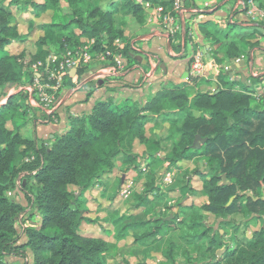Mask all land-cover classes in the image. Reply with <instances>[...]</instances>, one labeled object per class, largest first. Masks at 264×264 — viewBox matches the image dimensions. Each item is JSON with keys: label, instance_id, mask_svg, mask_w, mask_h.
<instances>
[{"label": "trees", "instance_id": "trees-1", "mask_svg": "<svg viewBox=\"0 0 264 264\" xmlns=\"http://www.w3.org/2000/svg\"><path fill=\"white\" fill-rule=\"evenodd\" d=\"M144 1L152 5L159 3V0ZM55 2L50 0L52 4ZM67 2L72 6V18L59 28L64 30L71 24L77 25L84 38L94 40L91 53L110 49L112 40L121 37L113 27L111 13L98 8L84 11L79 0ZM169 3L173 4V0ZM11 4L17 2L12 0ZM128 5L134 14L141 11L131 0ZM34 8L44 11L47 6L34 5ZM10 18L9 11L0 7V51L10 42L21 40ZM88 18L97 20L88 22ZM57 42L62 55L66 48L83 45L71 43L65 36H58ZM37 44L44 46L46 41L41 39ZM238 51L236 44L226 48L228 55ZM48 54L42 50L30 62L45 63ZM123 54L127 59L130 57L128 49ZM22 59L0 58V88L6 84L20 85L22 77L30 81L31 72H23ZM85 71V67H79L77 74L80 76ZM223 77L218 75L220 80ZM65 79L69 80V76ZM243 91H235L232 86L215 92L203 91L190 108L185 89L179 87L157 92L144 107L131 103L118 109L112 107L109 100H102L95 103L87 117H71L68 130L45 143L23 139L6 129L7 115L17 113L20 108L9 98L0 108V264H9L5 258L10 256L24 258L27 252L33 264H105L104 255L124 240L128 230L151 227L148 221L123 225L115 232L114 243L84 237L79 233L84 218L77 194L71 188L83 194L97 179L111 173L120 155L123 164L137 167L132 154L134 142L148 143L144 126L152 120L150 115L170 110L185 112V115L173 116L170 120L179 140L171 156L164 161L172 166L205 158L204 171L194 170L203 180L202 191L207 198V203L200 207L202 215L227 218L245 213L253 221H262V226L248 242L236 244L223 258L213 257L210 264H264V107L254 102L247 84L243 85ZM18 95L23 96V93ZM23 106L28 109L26 103ZM181 120L180 127H176ZM197 137L206 139L199 150L192 147ZM26 158L32 160L25 162ZM18 177L24 178L27 200L40 215L39 228L25 227V241L20 244L16 221L22 218L25 209L7 196ZM148 188L155 189L153 180ZM192 208L183 207L168 222L155 220L157 225L143 232L135 243L145 246L149 238L164 229L162 225L166 231L176 230L178 217L188 216ZM222 243L219 241L218 245ZM162 256L166 262L175 264L171 252H163Z\"/></svg>", "mask_w": 264, "mask_h": 264}, {"label": "crops", "instance_id": "crops-1", "mask_svg": "<svg viewBox=\"0 0 264 264\" xmlns=\"http://www.w3.org/2000/svg\"><path fill=\"white\" fill-rule=\"evenodd\" d=\"M11 1L0 0V7L11 14L10 24L16 28L21 40L12 41L4 46L0 51V58L23 57L22 60L31 61L34 55L45 50L49 53L45 63L50 64L52 59H58L62 55L57 42L58 36L69 38L71 43L86 44L89 41L82 36L75 24L64 30L59 28L72 18V6L67 0H56L54 4L50 3V0H14L17 2L16 5H12ZM79 1L82 2L84 11L98 8L112 14L113 27L121 33V37L112 40L111 48H122L123 53L128 49L130 57L126 58L125 70L117 75H107L104 72V65L92 62L85 66L86 80H81L78 74L74 76L71 71L69 80H66L67 86L60 93L59 109L52 116H46L36 110L35 117L30 119L33 121L26 129L31 128L33 137H27L24 126H19L23 118L20 109H18L19 113L17 111L14 114L18 116L17 118L6 119L5 127L8 131L18 133L23 139L37 142H44L41 133H47V141H51L55 136L68 130L71 117H87L97 102L109 100L111 106L118 109L131 103L144 107L157 92L174 87L185 89L189 108L200 92H215L230 86L235 91L244 92V84H247L252 97L257 93L261 97L259 102L264 100V24L252 22L246 17L247 0H183L179 11H174L173 4L169 3L170 0H159L155 5L144 0H131L141 8L138 14H134L129 7L130 0ZM253 1L256 8L264 10L260 5V3L264 4L263 0ZM143 3H147L149 7H144ZM34 5H46L47 8L38 11L35 10ZM165 15L174 17L170 29L164 27ZM83 17L86 19V14ZM96 20L97 18H88V22ZM41 39L46 41L44 46L37 44ZM107 40L105 36V44ZM231 44H236L239 51L228 55L226 48ZM197 58L202 64V73L195 77L192 74V67ZM234 66L236 69L232 72ZM23 70L27 73L25 66ZM219 74L224 75L221 80L218 78ZM9 85L13 88L19 86V84ZM18 94L19 92H15L8 95L6 100L0 98V108L9 98H13L14 105H18L15 101L19 97ZM259 102L256 100L255 103L259 104ZM183 115L185 112L177 110L150 115L152 120L144 126L148 143L140 144L135 141L132 154L136 158L143 157L146 161L150 160L158 164L163 161L170 167L164 158L171 156V151L179 140V134L172 131L170 120L173 116L179 118ZM8 123L12 129L8 128L10 126ZM181 124L182 120L176 127H180ZM205 141L206 139L197 137L192 147L199 150ZM136 161L137 167L123 164L120 155L115 159L111 173L97 179L83 194L77 188H71V191L77 194L79 204L83 201L81 215L84 221L79 227L80 235L114 243L113 238L118 231H115L118 225L122 227L130 223L146 221L150 223V219L146 220V217L155 211L150 198L155 194L154 191L160 189V179L153 180L156 189L152 193V189L148 188L152 179H148L146 173H141L139 161ZM199 163L204 166H198ZM175 165L179 168L186 166L188 174L194 173L197 169L203 172L206 168V160L197 158L191 162H178ZM188 177H194L190 181L196 197L201 198L203 195L204 199L198 205L201 207L207 203V198L202 191L203 183L199 189L196 187V180L201 182L203 180L195 174ZM163 181L167 183L165 179ZM146 188L148 191H145ZM134 201H137L136 205ZM129 203L133 205L128 209L126 207ZM197 203V201L190 202L188 205H182V208L193 207ZM179 212L180 209L176 208L174 215ZM174 215L162 219L163 222L171 221ZM151 224L150 226H153ZM82 225L85 226L86 231L80 230ZM94 225L103 235L89 231ZM39 226L40 224L37 228ZM138 230H128L125 241L118 242L116 248L127 242L129 232ZM139 236L127 243V246L139 249L134 255L135 261L146 262L143 244L135 243Z\"/></svg>", "mask_w": 264, "mask_h": 264}, {"label": "rangeland", "instance_id": "rangeland-1", "mask_svg": "<svg viewBox=\"0 0 264 264\" xmlns=\"http://www.w3.org/2000/svg\"><path fill=\"white\" fill-rule=\"evenodd\" d=\"M262 3H264V0ZM260 5L264 9V4L260 3ZM21 82L22 84L16 88L10 87L9 84L4 85L0 90V96H2L0 98L6 100L8 95L15 94V92L24 93L23 96H17L18 99L15 101L18 102L17 104L20 107V112L22 111V113H24L23 118L19 122V126L22 125L21 127L24 126L23 128L26 129L27 126H31L29 123L33 120L29 119L27 108L23 106L27 101V96L22 88L27 83V79L22 77ZM17 117L18 116L9 113L7 115V120ZM8 125H10V123H8ZM8 128L12 129V126L10 125ZM30 129H26V136L31 138L33 137V133ZM41 138L42 141L46 142L47 133H41ZM136 160L144 164L146 171H141V173H146L148 179L154 181L160 179V189L158 188L159 190L154 191L155 194H152L150 198L155 211H153L150 216L146 217V220L150 219V223H152L151 225L153 226L135 232H129V238L127 237L126 243L104 255L105 264H170L162 257L163 252H171L175 264H210L213 257L223 258L225 253L234 249L236 244H245L248 242L252 234L258 231L262 226L261 220L253 221L251 216L245 213H236L227 218H213L212 216H208V220L206 221L207 216H203L200 207H198L204 199L203 195L201 198L196 197V193H194L195 190L191 188L192 182L190 181L193 180L194 177H188L190 175L194 176L193 172L188 174L189 172L185 169L186 166L182 168L176 165L169 167L163 161L158 164V162L146 161L143 157H138ZM197 165H201L200 167L204 166L200 163ZM165 178L168 179L166 180L167 183L163 181ZM196 183V187L200 189V185L203 181L196 180ZM24 186V178L18 177L14 187L7 193L10 200H13V202L21 205L25 209L22 218L16 221L17 235L19 237L18 244L25 241V235L23 233L25 227L37 228L40 224V215L34 205L27 200L28 192L24 191ZM145 191H148V189L146 188ZM151 192L153 193V189ZM196 201L198 202L197 205L193 206V210L188 216L184 217L180 215L178 217L179 223H175L176 230L166 231L165 226L162 225L164 229L158 232L155 237H151L146 241L143 247L146 252V262L139 263L135 261L134 255H136L139 249L136 250L135 247H129L127 243L132 242L143 231H151L156 224L155 222L153 224L155 219H158L157 222L163 223L162 219L174 215L176 208L181 209L182 205H188L190 202ZM82 202L83 201L79 204L80 209L83 208ZM134 203V205H136L137 201H134ZM131 205L133 204L129 203L126 208L129 209ZM95 218L100 219L99 217ZM120 228L121 226L118 225L115 231ZM89 229L91 233L96 231L100 235H103L97 229L96 225ZM80 230L86 231L87 229L82 225ZM219 241L223 242L222 246L218 245ZM148 246L150 248H147ZM5 260L9 264H33L29 252L26 253L24 258L10 256L5 258Z\"/></svg>", "mask_w": 264, "mask_h": 264}, {"label": "built area", "instance_id": "built-area-1", "mask_svg": "<svg viewBox=\"0 0 264 264\" xmlns=\"http://www.w3.org/2000/svg\"><path fill=\"white\" fill-rule=\"evenodd\" d=\"M183 0H173L174 11H179L182 7ZM144 7H149L147 3L142 4ZM206 6L210 7L209 4ZM245 15L252 22H259L264 24V10L256 8L253 0H247L245 5ZM174 17L165 15L163 24L165 28L170 29L174 23ZM94 45V40L88 41L78 48H66L64 54L58 59H52L49 63L35 62L31 63L28 60H22V63L28 71L31 72V79L23 86L26 93L29 113V119L35 117V111L46 116H52L61 106L60 93L66 87V77L70 75L71 71H75L74 76L77 75L79 67H85L92 62H99L101 66L104 65V72L107 75H117L123 72L126 67V58L123 54V49L113 47L105 49L103 52L91 53ZM238 62V60L236 61ZM104 72L102 74H104ZM202 73V64L195 59L192 67V74L195 77ZM81 80H86V75H80ZM23 93V92H22ZM24 94V93H23ZM254 100L259 102L260 95L253 94ZM264 107V100L259 102ZM32 158H26L24 161L29 162ZM139 170L145 172V166L139 163ZM165 180H168L165 178Z\"/></svg>", "mask_w": 264, "mask_h": 264}, {"label": "water", "instance_id": "water-1", "mask_svg": "<svg viewBox=\"0 0 264 264\" xmlns=\"http://www.w3.org/2000/svg\"><path fill=\"white\" fill-rule=\"evenodd\" d=\"M236 69V67H232V72ZM73 73H75V71H72ZM196 141V140H195ZM231 201V200H230Z\"/></svg>", "mask_w": 264, "mask_h": 264}]
</instances>
